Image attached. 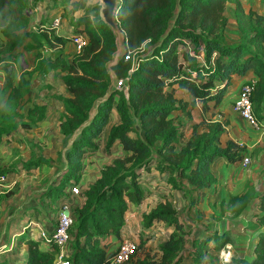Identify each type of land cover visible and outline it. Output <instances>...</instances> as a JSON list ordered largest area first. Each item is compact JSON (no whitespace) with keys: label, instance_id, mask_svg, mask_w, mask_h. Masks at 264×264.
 Segmentation results:
<instances>
[{"label":"trees","instance_id":"1","mask_svg":"<svg viewBox=\"0 0 264 264\" xmlns=\"http://www.w3.org/2000/svg\"><path fill=\"white\" fill-rule=\"evenodd\" d=\"M227 1L120 0L117 19L126 33L128 58L120 57L111 69L107 63L116 50L115 37L96 11L99 4L86 7L71 21L75 33L84 31L88 35L87 45L73 63L61 54L49 58L40 52L33 55L37 69L61 67L68 71L64 82L73 96L62 99L65 112L61 130L71 134L79 129L65 152L66 167L49 186L46 196H64L69 185L79 182L84 156L97 150L96 138L108 124L112 110L119 116V122L109 128L105 148L109 152L117 142L121 155L102 167L100 175L83 189L82 204L72 209L70 264H109L115 250L105 248L104 238L109 234L121 237L129 204H139L147 194L139 180L140 167L149 169L155 163L177 188H181L179 178H186L190 189L197 193L189 203L194 206L204 200L206 189L217 179L210 166L214 158L221 156L228 162L242 158L243 145L232 139L221 144L223 122L205 124V130H195L180 146L176 141L181 126L170 116L173 110L182 108L175 95L177 88L186 89L193 97L192 103L207 106L213 101L212 105L217 106L222 103L231 78L252 70L256 77L254 113L260 122L264 118V14L246 11L240 0H233L237 23L247 40L227 43L220 34L226 25ZM28 4L29 0H0V27L7 38L6 49L13 50L21 44L22 40H17L20 30L21 36H32L36 45H49L53 50L63 47L71 36L57 34L52 24L38 23L35 33L25 30L29 24ZM12 78L11 68L6 67L4 88L11 90L5 105L0 107V141L16 128L17 107L24 94L32 92L29 79L23 74L16 84H12ZM115 79L126 81L127 94L114 85ZM92 109L95 112L90 116ZM45 110V104L29 107V121L21 125L30 127L31 122L44 117ZM153 154L158 157L155 161ZM39 162L49 163L40 156L23 165L30 168ZM9 171L0 168V173L7 175ZM250 196L251 192L245 191L235 206L231 204L234 197L230 196L228 207L241 210ZM257 207L259 211L254 215L264 225V191L258 195ZM198 212L201 214V210ZM156 221H165L172 229L159 242L154 255L137 258L136 264H179L186 255V232L176 205L165 194H159L155 206L142 215L145 229ZM17 237L28 246L27 258L21 264H54L58 251L55 244L52 249H41L40 240L33 239L28 229ZM214 238L211 247L218 251L232 236L226 231L214 233L210 226L198 223L188 255L200 264ZM145 242L141 239L137 250ZM253 249L254 258L244 264H264V231L257 234Z\"/></svg>","mask_w":264,"mask_h":264},{"label":"rangeland","instance_id":"2","mask_svg":"<svg viewBox=\"0 0 264 264\" xmlns=\"http://www.w3.org/2000/svg\"><path fill=\"white\" fill-rule=\"evenodd\" d=\"M244 10L248 11L249 9L255 10L258 13L264 14V0H240ZM30 5L28 4L26 8V12L28 14L31 13L32 8L35 6L33 0H29ZM261 2V3H260ZM95 4H99V0H78L75 2L74 6L76 5H85L84 10L86 7L93 6ZM49 6V5H48ZM235 2L233 0H229L226 2L224 8V15L226 17V25L220 29V34L222 38L230 44L236 42H245L247 40L246 35L243 33L241 28L239 27L237 20H236V12H235ZM47 9V7H46ZM99 8H96V11L99 13ZM40 13V12H39ZM65 12H62V15ZM44 14L39 15L38 17L41 19L43 18ZM66 17L64 21H62V17H60V23L53 25L52 21L50 24L54 26L57 32L64 33L70 31V23L68 21L69 16L65 14ZM56 17V16H55ZM54 17V18H55ZM53 18V19H54ZM39 19V20H40ZM37 20V22L39 21ZM37 24V23H36ZM48 24V23H46ZM37 27L30 26L29 28L25 29L28 32H35L34 29ZM1 30V29H0ZM2 32V30H1ZM3 33V32H2ZM23 34V30L18 31L19 38L22 40L21 44L18 46L19 49L13 48V50H8V53L5 57L7 59L4 60V64L12 63V60L16 62L17 65L21 62V57L25 62H27V56L32 58L33 62V55L37 52H40L42 55L49 56L51 53L49 45H36L34 38L30 35L21 36ZM5 41V38H4ZM0 50L4 48V43L0 42ZM8 45V43L5 41ZM27 44H32V47H27ZM63 53L65 59L73 63L74 60L82 53V50L77 51L73 42L69 41V43L63 48ZM54 56V55H53ZM13 57V58H12ZM112 59V58H111ZM198 59L201 61L202 56H198ZM11 61V62H10ZM6 70V69H5ZM53 71L52 73H55ZM254 77V72L249 71L246 77L240 75H234L231 78V83L227 87L226 92L224 94L223 101L218 106H213V101L209 102L207 106L202 105L201 103L195 104L192 103L191 100H184V97H181L180 107L183 109H176L172 112L171 117L174 121L180 125V136L179 139L176 141L178 145H183L189 137H191L192 133L196 131H203L205 130V124H210L211 121H219L223 122L224 130L223 134L221 135V144H225L226 140L231 139V136H235L236 134V127H238V131L241 132L242 136L246 138L245 140L248 141L249 138H253L252 136H247L241 119L238 120V123L235 119H229L233 113V97L238 92L240 86L244 83H247V80H250ZM62 78V77H61ZM64 80V76H63ZM58 90V87H57ZM181 94V91L179 92ZM62 94H55L54 97H48L46 99V104L53 108L55 106V102L62 103ZM58 97L61 99L59 100ZM30 100L33 99H22L21 103L18 105L19 114L21 116L17 117V121L22 122V117L28 108V103ZM32 103H35L32 101ZM224 103H227L225 105ZM224 105L227 106L224 108ZM254 109V108H253ZM57 110V109H55ZM95 112V109L91 110L90 116ZM234 114V113H233ZM257 117L259 118L258 114L256 113ZM236 118V117H235ZM19 127V126H18ZM251 135H254L253 130H251ZM243 132V133H242ZM245 132V133H244ZM32 134V132H27ZM74 134V133H73ZM133 134V133H131ZM76 135V132H75ZM30 136V135H29ZM60 136V135H59ZM59 136L56 137V140L59 139ZM13 137H6L7 143L4 141L0 142L2 144V150L5 154H9L10 156L3 157L7 161L3 162L0 165V168L9 169L10 171L7 172V180L6 185L3 186V189L0 190V245L4 242L10 244L12 242L11 248L8 251H3L0 249V254H4L5 257L9 258L11 263L15 264L14 260L16 258L24 257L27 253L26 247L19 246V243L16 239V236L24 229H28L30 236L35 239L38 237V231L33 226L32 220L39 221L40 224L43 226L51 225L55 222L53 212V206L49 203V199H46L45 193L48 190L49 186L55 182V180L60 176L64 167L65 163V152L67 151V140L66 136H64V140L62 141V147L60 150L57 149V157L55 162H52L50 165L44 164V167L41 169L36 168V166H31L30 168H26L23 164L29 163L33 159L23 160L25 156L29 155V151L25 149L17 148L16 146H12L9 144L10 138ZM72 135L70 134V138ZM98 140V139H97ZM103 139L99 138V144L103 143ZM56 143V144H55ZM53 143V148H58L59 144L56 141ZM26 145H28L26 143ZM32 147V146H31ZM23 148V147H22ZM1 150V151H2ZM98 151L95 150L93 153L95 154ZM24 155H23V153ZM53 152V151H52ZM17 153V154H16ZM28 153V155L26 154ZM33 151L31 150L32 154ZM90 154V153H89ZM121 155V154H120ZM154 161L158 158L155 154ZM86 155L84 156V158ZM249 157V156H248ZM98 169H101L102 164H96ZM96 168V169H97ZM155 163H151L150 168L140 167L138 170L140 171L139 180L144 188L145 193L154 195H158L156 192L155 187L160 186V189L163 190L164 193L168 198H170L173 203L176 205L178 212L180 213V221L183 222V230L186 232L187 243L185 246V251L187 252L190 247V239L193 237V231L198 223H205L211 226L212 231L215 232H231L236 234L237 237L233 243H227L225 246L221 247L218 251L214 248H210L206 252V260L215 262L217 264L229 263L232 264H241L239 261V255L247 253L246 250L249 251V243H248V236L250 231L249 229H253L256 226V222L253 218H240L236 220L237 228H229L226 223V220L230 218L236 217L243 209L233 211L228 207L229 202H225L226 200H220L213 202V198L205 200L206 203L204 205L197 203L194 206H191L189 203L192 199L197 195L196 192L190 189V185L187 183L186 178L182 177L179 178L178 182L181 188L174 187L170 182H168V175L164 172H160L156 169ZM97 169V170H98ZM255 183H245V190L242 193L233 194V200H231V204L235 206L234 202H237L242 194L245 191L251 192V196L248 198L249 201L252 200L255 196L253 185ZM157 196V197H158ZM156 202V199H155ZM248 204V203H247ZM246 204V205H247ZM153 205L152 202L147 201L146 205H144V210H150ZM191 208H190V206ZM245 205V206H246ZM253 205V204H252ZM244 206V207H245ZM255 205L251 206V212L248 213L249 216L251 213L256 211L257 209L254 207ZM201 210V214L198 212ZM145 211H143L144 213ZM252 213V214H253ZM143 215V214H142ZM247 217V216H246ZM32 219V220H31ZM51 223V224H50ZM142 227V230H141ZM172 227L169 226L165 221H156L152 226L145 229L142 221L138 223L137 229L131 228L127 230L128 236L135 240L137 244L141 241V239H146L145 244L143 247L139 246L138 250L130 257L128 261H125L124 264H136L137 258L143 257L146 254L154 255L158 250V244L161 240L168 236L169 232L171 231ZM144 230V231H143ZM252 232V231H251ZM252 234V233H251ZM15 236L16 241H12L11 237ZM215 241V238L212 243ZM43 246V245H42ZM238 251V252H236ZM231 253V255H230ZM237 258V259H236ZM239 259V260H238ZM197 261V259L195 260ZM244 261V260H241ZM6 262V258H5ZM185 260H182L179 264H186ZM244 263V262H243Z\"/></svg>","mask_w":264,"mask_h":264},{"label":"crops","instance_id":"3","mask_svg":"<svg viewBox=\"0 0 264 264\" xmlns=\"http://www.w3.org/2000/svg\"><path fill=\"white\" fill-rule=\"evenodd\" d=\"M76 1H78V0H37L35 3V6L31 10V13L30 14L27 13L29 15V24H28L27 28H29L30 26L34 27L35 25H37L38 23H41V22H43V24L44 23L50 24L55 16H61L62 21H64V19L66 17H63V16H66L65 14H67L69 16L68 21L70 23V25H69L70 31L64 32V33H59L55 29V32L57 34H61V35L66 36V37L72 36V34H74L75 32H74V26H73L71 21L73 19H77L85 11L84 10L85 5L84 6L83 5L74 6ZM46 7H47V9H46ZM62 12H65V14L62 15ZM41 14H44V15H43V18L40 19L38 16ZM37 20H39V21L37 22ZM0 29H1V27H0ZM1 30H0V42H3L5 45H4V48L2 50H0L1 51V53H0V107L5 105L8 97H9V92L11 90V87L4 88L5 79H6V70L5 69L7 67V68H11V70L13 72L12 84L17 83L21 74H23L25 78L29 79L30 88L32 89V92H31V94H24L22 99L23 98L24 99L30 98V99H33L32 101H34L35 103H32V101L30 100V103H28V108L32 107L35 104H39V105L45 104L46 105V110H45L46 112H45V115L43 118L37 119V120L31 122L30 127H23L21 125V122L17 121L16 128L13 129L9 134L4 135L0 142L4 141L5 143H7L8 140H6V137H10L11 135H13V137H11L9 140L10 141L9 144L12 146H16L17 148L24 149V152H26L25 149H27L29 151V155H28V153H26L28 156L23 157L24 158L23 160H28V159L31 160V159L39 158L41 156V157L46 158L49 162L48 164L50 165L52 162H55V159L57 157V149L58 150L61 149V147H62L61 143L64 140V136H66V140L68 142L67 147L69 149L72 145L73 139L76 136L75 132L77 134L79 131V129H76L73 132L74 134L71 133V135H72L71 138H70V134H64L62 132L61 121L64 119L63 117H64V112H65L63 100H62V103L60 101H59V103L55 102V106H53V108H50V106L48 104H46V101H45L46 99H48V97L49 98L50 97L55 98V94H60V93L63 95L62 99H63V97L73 96V93L68 89L67 85L65 84V82L63 80V76L68 71L65 69H62L61 67L51 68L47 71H44L42 69H37V68H35L36 64L34 62H32V60H30L32 58V56H30V57L27 56V62H25L23 60V58L21 57V62L19 65H17L16 62H14L13 60H12V63H10L9 65L4 64V60L7 59V57H5V56L8 53V50L6 49L7 44L5 43V41L7 42V38L4 35V33H2L3 31L1 32ZM34 31H37V29L35 28ZM4 38H5V41H4ZM69 41L70 40H68L63 47L55 48L54 50L52 47H50L49 48L51 51V53H49L50 55L49 56L42 55V56L45 58H49V57H52L53 55L61 54V56L64 57L63 48L69 43ZM29 45H31V44H27V46H29ZM16 48L19 49L18 47H16ZM53 71H56V72L52 73ZM249 71H252V70H248L242 76V78L246 77L247 73H249ZM255 79H256V77L254 75V77L250 80L255 81ZM57 87H58V90H57ZM180 91H181V94H179ZM175 95L179 100H181L182 96L184 97V100H191L192 101V98H193L191 96V94L184 88H177L175 91ZM58 99L60 100L61 97L60 98L58 97ZM20 103H21V101H20ZM194 103L197 104V101H195ZM224 104L227 105V103H224ZM225 105H224V108L227 107ZM28 108H26V111L22 117V122H28L29 121V119L27 117V109ZM55 109H57V110H55ZM181 109H183V108H181ZM17 111H18L17 117L21 116L19 114L18 107H17ZM233 113H231L232 116L229 119H231V118L235 119L237 123H238V120L241 119L242 124L245 128V130L244 129H242V130L246 132L247 136L253 137V138H249L248 141H246L245 140L246 138H244L242 136L241 132H239L237 130L238 127L235 128L236 129L235 136H237V137L231 136L232 140H234V141H236L239 144L244 146V148L242 150V158L244 156H249L250 162L248 165L244 166L242 163V158L239 160L233 161V162H228L221 156L214 158V160L211 162L210 166H211V169L214 172L217 179L212 184L211 187L206 189V192H207L206 196H205L204 200L202 202H200V204L204 205V203H206L205 200L208 201V199H211V197L213 198V200H212L213 202H215V201L217 202L218 199H220V200L224 199V200H226L225 202H227L229 200L230 196H232L233 194L242 193V191L245 190V188H246L245 183H252L253 184L256 182L255 186L253 185V190L255 193L254 198L248 202V204L244 207V209L236 217L230 218L224 222V223H226V225L229 226V228L231 227L233 229L237 228L236 220H238L242 217L246 218V219L249 217L253 218L256 222V226L253 227V229L247 230V231H250V234L248 236V243H249L248 245H249L250 253L248 252V250H246L247 253L238 256L239 259L244 260V261L240 260L241 262L240 261L239 262L241 264H244L243 262L252 261V259L254 258L255 252H254L253 247L255 244L257 234L261 231H264V225H261L259 223L257 217L254 215L256 212L259 211V209L257 207L258 195L264 191V118L261 119V124H262L261 127L254 128L253 126L249 125L234 110H233ZM16 120H17V118H16ZM118 122H119V116H118L117 112L113 109L111 114H110V120H109L108 124L102 129L101 133L96 138V141L98 144V148H97L98 151L95 154L93 152H91L90 154L88 153V154H86V157L84 158L83 167H82V174H81V178L78 182L80 184V186H82L83 189L88 187L100 175V171L105 164L110 163L114 157L119 156L122 153L121 146L117 142L112 145V148L109 152H107L106 148H105V140H106L109 128L112 124H115ZM250 129L253 130L254 135H251L252 133H251ZM27 132H32V134H29ZM222 134H223V132H222ZM57 136H59L58 140H56ZM99 138L100 139L102 138L103 139L102 141H104V142L99 144V142H98ZM56 141L58 142L59 146H58V148H53V143H55ZM26 143L28 145H26ZM1 150H2V144H0V165L3 162L7 161L5 159H2L3 157L10 156L9 154H5V152H3V150L2 151ZM31 150L33 151L32 154H30ZM23 155H24V153H23ZM65 163H66V159H65ZM44 164H47V163H45V162L40 163L39 162V164L36 165V168L42 169L44 167ZM96 164H102L103 166H101V169H98ZM65 167H66V165H65ZM65 167H64V169H65ZM155 189H156V192H158V194L167 193V192H164L163 190H161L160 186L155 187ZM65 195L60 196L59 198H56V199H52L51 197L45 195L46 199H49V201H50L49 203L52 204L53 212L55 214H56V210H57L58 206L61 203H64V202L69 203L70 207H71V213H72V209L76 206H80L82 204V202L84 201V196L73 195V194H70L69 191L68 192L66 191ZM157 196L154 195V193L146 194V196L144 197V200L142 202H140L139 204H137V205L133 204V203L129 204V207L125 213V216L127 217V219H125V224H124V227L122 229V234L128 235L127 230H130L131 228L137 229L138 223H140L142 221L143 211H145V212L148 211V210H144L145 209L144 205H146L147 201H150L153 203V205H151V207L155 206V204H156L155 199L157 201V198H158ZM252 204L255 205L254 207L257 210L254 211V213L252 212L253 214L251 213V215L249 216L248 213L251 212V206H253ZM32 222L38 224L39 226H43L37 220H32ZM53 224L54 223H52L49 226L46 225L43 227H46L49 229L53 226ZM203 224H205V223H203ZM205 225L210 226L208 224H205ZM35 228H36V225H35ZM141 230H142V227H141ZM229 233L231 234L232 239H231V241H228L227 243H233L232 242L233 240L235 241V239L237 237H240V235H239V236H236V238H235L236 234L231 233V232H229ZM16 239L18 241L17 236H16ZM16 239H15V236L11 237L12 241H14V240L16 241ZM35 239L40 240L38 237H36ZM119 239L120 238L114 234L107 235L104 238L105 248L108 251L116 250L118 243H119ZM211 241H213V239H211L209 241V243H208L209 248L207 250H209L211 245L213 244ZM11 243L12 242H10V244H8L6 242L2 243L0 245V249L3 251L10 250L11 248H13L11 246L12 245ZM18 243H19L20 247L21 246L26 247L25 249H27V253L24 257L16 258V260L13 259L15 264H21L27 258V255H28L27 244L24 242H19V241H18ZM39 247L41 249H49V248L52 249V245L46 244L45 242H43L41 240L39 243ZM190 249H192V248H190ZM207 250H205L204 257L206 256L205 254H206ZM236 252H238V251H236ZM188 254H189V252H185L184 253L185 256L182 258V260H185L186 264H198L195 261V259H193ZM230 255H231V253H230ZM5 258H6V262H5ZM182 260L180 262H182ZM214 261L215 262L208 261V264H217L216 260H214ZM10 263H11V261L9 258L5 257L4 254H0V264H10ZM206 263H207V260L205 257L203 259V262H201L200 264H206ZM112 264H116V263H112Z\"/></svg>","mask_w":264,"mask_h":264},{"label":"built area","instance_id":"4","mask_svg":"<svg viewBox=\"0 0 264 264\" xmlns=\"http://www.w3.org/2000/svg\"><path fill=\"white\" fill-rule=\"evenodd\" d=\"M60 23V17L56 16L52 24L56 25ZM71 41L75 45L77 51H80L88 43V36L84 32L74 33L71 36ZM125 59L128 58V50L123 56ZM254 80L244 83L240 86L238 92L233 97L232 108L237 112L249 125L254 128L261 127V122L257 118L253 109V89H254ZM114 85L127 94V85L124 79H115ZM250 158L244 156L242 158V163L244 166L248 165ZM7 175L0 173V190L3 189V186L6 185ZM66 191L73 195L83 196V188L79 183H74L68 186ZM73 216L71 213L70 204L67 202L61 203L54 215V224L51 228H46L39 226L33 222V226L36 225L38 231V238L45 242L46 244H55L58 248L54 264H70L69 256L71 254L70 250V240L71 236L69 234V227L71 225ZM125 219L127 217L125 216ZM138 244L135 240L130 238L126 234H121L119 239L118 246L110 258L109 264H123L125 261H128L130 257L136 252ZM232 262V261H231ZM231 262L226 264H232ZM225 264V263H223Z\"/></svg>","mask_w":264,"mask_h":264},{"label":"water","instance_id":"5","mask_svg":"<svg viewBox=\"0 0 264 264\" xmlns=\"http://www.w3.org/2000/svg\"><path fill=\"white\" fill-rule=\"evenodd\" d=\"M99 4V16L109 26L115 37L116 50L113 52L112 59L107 63V66L111 69V66L120 57L124 56L127 51L126 33L121 28L117 19L120 0H99Z\"/></svg>","mask_w":264,"mask_h":264},{"label":"clouds","instance_id":"6","mask_svg":"<svg viewBox=\"0 0 264 264\" xmlns=\"http://www.w3.org/2000/svg\"><path fill=\"white\" fill-rule=\"evenodd\" d=\"M82 32H84V31H82ZM85 33V32H84ZM88 36V35H87Z\"/></svg>","mask_w":264,"mask_h":264}]
</instances>
